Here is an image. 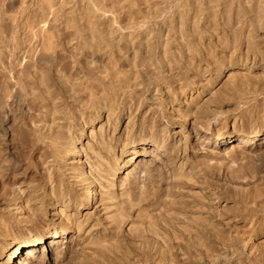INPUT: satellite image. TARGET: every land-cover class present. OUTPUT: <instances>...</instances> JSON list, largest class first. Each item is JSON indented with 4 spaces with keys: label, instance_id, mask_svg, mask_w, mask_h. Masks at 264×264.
Returning <instances> with one entry per match:
<instances>
[{
    "label": "clouds",
    "instance_id": "clouds-1",
    "mask_svg": "<svg viewBox=\"0 0 264 264\" xmlns=\"http://www.w3.org/2000/svg\"><path fill=\"white\" fill-rule=\"evenodd\" d=\"M262 146L264 0H0V234H63L34 264H264Z\"/></svg>",
    "mask_w": 264,
    "mask_h": 264
},
{
    "label": "rangeland",
    "instance_id": "rangeland-1",
    "mask_svg": "<svg viewBox=\"0 0 264 264\" xmlns=\"http://www.w3.org/2000/svg\"><path fill=\"white\" fill-rule=\"evenodd\" d=\"M121 131H123V128H121ZM230 131L234 132V126L230 127ZM262 147H264V146H262ZM257 150H260V149L258 148ZM23 180H24V177H20L17 182L19 183L20 181H23ZM9 182H10V178H9V180L0 181V191H3L5 185ZM52 235L53 234L46 232V233H43L40 235H34L32 237H29L28 232L24 231L22 228L17 229L12 234H8V233L0 234V264H7L5 262V254H7L9 252V250L11 251V249H13L17 243H19V242L32 243L33 241L40 240V239H43L44 241L46 240L45 243H46V245H48V247H45L44 246L45 244L40 245L39 247L41 249L36 254L47 253L49 258H51V256L55 252V249H56L58 242H62V240H63V236H60L56 239L55 238L52 239L51 238ZM50 241H52L54 243L51 244ZM49 243H50V245H49ZM257 243H264V240H259V241H257ZM19 259H21V254H20V256H17L16 258H14V261L19 260ZM25 264H34V262L32 260L31 262H27Z\"/></svg>",
    "mask_w": 264,
    "mask_h": 264
},
{
    "label": "bare ground",
    "instance_id": "bare-ground-1",
    "mask_svg": "<svg viewBox=\"0 0 264 264\" xmlns=\"http://www.w3.org/2000/svg\"><path fill=\"white\" fill-rule=\"evenodd\" d=\"M60 236H63V234L61 235H52V239L53 238H58ZM50 238V239H51ZM46 241V240H45ZM45 241L43 239L40 240H35L32 243H24V242H19L17 243L13 249H11V251L9 250V252L7 254H5V262L7 264H25L27 262H31L32 261V257L30 254L33 253H38L40 251V245L45 244V247H48V245H46ZM51 244H53L54 242L50 241ZM49 243V245H50ZM21 254V259L14 261V258H16L17 256H20ZM13 262V263H12Z\"/></svg>",
    "mask_w": 264,
    "mask_h": 264
}]
</instances>
